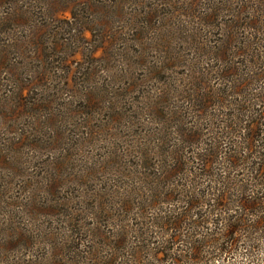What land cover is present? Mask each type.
Listing matches in <instances>:
<instances>
[{
	"label": "rangeland",
	"instance_id": "1",
	"mask_svg": "<svg viewBox=\"0 0 264 264\" xmlns=\"http://www.w3.org/2000/svg\"><path fill=\"white\" fill-rule=\"evenodd\" d=\"M256 113L264 0H0V264L144 263Z\"/></svg>",
	"mask_w": 264,
	"mask_h": 264
},
{
	"label": "trees",
	"instance_id": "2",
	"mask_svg": "<svg viewBox=\"0 0 264 264\" xmlns=\"http://www.w3.org/2000/svg\"><path fill=\"white\" fill-rule=\"evenodd\" d=\"M234 120L236 127L243 121ZM249 120L252 135L244 137L243 152L234 151L227 160L232 173L213 189L214 204L204 199L209 189L182 190L178 204L186 209L164 213L152 223L162 230V244L135 247L146 256L141 264H264V113ZM232 129L233 137L239 134L240 129ZM133 257L127 263L140 264Z\"/></svg>",
	"mask_w": 264,
	"mask_h": 264
}]
</instances>
